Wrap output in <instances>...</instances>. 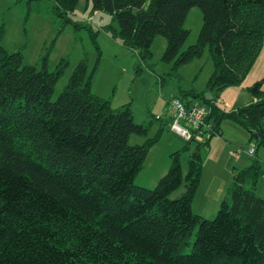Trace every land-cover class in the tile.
Segmentation results:
<instances>
[{"label": "trees", "instance_id": "trees-1", "mask_svg": "<svg viewBox=\"0 0 264 264\" xmlns=\"http://www.w3.org/2000/svg\"><path fill=\"white\" fill-rule=\"evenodd\" d=\"M53 1L64 23L79 2ZM87 2L91 12L112 16L118 27L110 24L107 31L142 60L152 56L158 35L167 39L163 60L175 72L209 49L207 89L185 93L203 100L209 128L200 127L186 141V148L197 144L186 175L176 151L154 187L138 185L135 178L165 126L144 143L131 144L133 134L148 135L150 124L135 121L131 103L114 108L111 99L93 92L97 65L90 68L87 57L53 99L68 61L53 71L47 55L40 68L25 64L22 51L1 43L0 27V264H264V198L257 193L264 168L258 158L236 171L213 219L192 207L203 149L223 135L225 119L264 146L262 80L249 88L255 100L232 110L205 95L240 85L254 66L264 47V0ZM194 6L203 24L197 41L182 50ZM100 57L99 49L98 62ZM184 180L186 190L171 198Z\"/></svg>", "mask_w": 264, "mask_h": 264}, {"label": "rangeland", "instance_id": "rangeland-1", "mask_svg": "<svg viewBox=\"0 0 264 264\" xmlns=\"http://www.w3.org/2000/svg\"><path fill=\"white\" fill-rule=\"evenodd\" d=\"M68 18L69 21L64 23L53 0H0V27L4 30L1 43L9 51H22L24 63L39 68L43 57L47 55L50 71L55 70L62 59L68 61L55 85L53 99L67 85L77 64L83 57H87L90 68L97 65L92 83L93 92L111 99L114 108L131 103L135 121L150 124L148 135L133 134L130 138L131 144L144 143L147 138L157 133L160 126H165L160 140L150 148L135 183L154 187L169 170L172 153L176 151L181 153L180 161L186 175L197 144L193 142L186 148V140L171 130L168 101L177 95L184 100H193L196 104L204 105L201 98L185 93L207 89L213 72L209 49H205L202 57L194 59L175 72L172 69L173 63L163 60L167 47L166 37L158 35L151 46L152 56L142 60L136 51L124 46L107 31L106 27L110 24L118 27L112 16L102 11L91 12L87 0H79L75 11L69 13ZM202 24L201 9L192 7L184 25L190 30V35L182 50L197 41ZM91 30L97 34L96 39L101 50L99 62V49L92 39ZM258 80H262L264 89V47L240 85L227 87L221 93L209 90L205 95L210 92L220 108L232 110L253 101L249 88ZM159 115L162 119L157 117ZM222 128L224 134L213 137L207 152L203 149L205 158L202 183L209 190H214L223 181L230 187L236 171L251 165L255 158L261 161L264 168L263 145L251 140L250 133L232 119H225ZM250 147L256 148L254 155L249 154ZM186 183L184 180L183 185L170 195L171 198L179 197L186 190ZM257 193L264 198V174L257 185ZM201 195L202 193L198 194L197 198L195 196L193 210L213 219L219 206L210 205L204 211ZM194 237L195 233L190 241ZM187 251H190V246L184 252Z\"/></svg>", "mask_w": 264, "mask_h": 264}, {"label": "built area", "instance_id": "built-area-1", "mask_svg": "<svg viewBox=\"0 0 264 264\" xmlns=\"http://www.w3.org/2000/svg\"><path fill=\"white\" fill-rule=\"evenodd\" d=\"M169 113H170V128L171 130L183 137V139L191 140L195 137V131L200 127L209 128V125L205 123V117L209 113V109L206 106L199 104L187 105L181 98L172 97L169 101ZM159 119L162 116H157ZM198 139L203 137L196 135ZM249 154L254 155L256 152L255 147H250Z\"/></svg>", "mask_w": 264, "mask_h": 264}, {"label": "crops", "instance_id": "crops-1", "mask_svg": "<svg viewBox=\"0 0 264 264\" xmlns=\"http://www.w3.org/2000/svg\"><path fill=\"white\" fill-rule=\"evenodd\" d=\"M174 96H176V95H174ZM253 100H255V99L253 98ZM159 128L157 130H159ZM203 175H204V166H203ZM203 175H202V180H203ZM202 180H201L200 188L197 192V195L202 193L201 199L203 201L204 211H206V209H208V207H210V205H213V207L220 206V201L223 199L222 197L225 196V194L228 190V187H229L226 184L227 182L223 181L221 184L216 186V188L214 190L213 189L209 190L208 188L205 187V184L202 183ZM197 195H196V198H197Z\"/></svg>", "mask_w": 264, "mask_h": 264}, {"label": "water", "instance_id": "water-1", "mask_svg": "<svg viewBox=\"0 0 264 264\" xmlns=\"http://www.w3.org/2000/svg\"><path fill=\"white\" fill-rule=\"evenodd\" d=\"M206 98H207V99H211V98H212V94H211L210 92H207V93H206Z\"/></svg>", "mask_w": 264, "mask_h": 264}]
</instances>
